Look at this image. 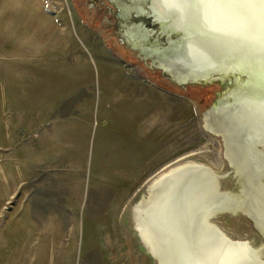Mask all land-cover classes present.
<instances>
[{
    "label": "rangeland",
    "instance_id": "374dc122",
    "mask_svg": "<svg viewBox=\"0 0 264 264\" xmlns=\"http://www.w3.org/2000/svg\"><path fill=\"white\" fill-rule=\"evenodd\" d=\"M134 21L158 29L150 19ZM121 22L107 0H0V264H159L136 231L133 210L154 182L183 165L211 169L222 192L242 195L223 137L204 126L227 85L177 84L126 43ZM25 86L46 91L33 94L37 100L61 95L69 112L76 105L68 119L89 105L94 118L123 105L141 115L157 110V133L148 135L149 121L141 122L132 153L124 135L95 130L77 140H9L1 130L9 113L15 127L35 122L33 109L23 108ZM213 223L232 240L264 245L241 211Z\"/></svg>",
    "mask_w": 264,
    "mask_h": 264
},
{
    "label": "bare ground",
    "instance_id": "6f19581e",
    "mask_svg": "<svg viewBox=\"0 0 264 264\" xmlns=\"http://www.w3.org/2000/svg\"><path fill=\"white\" fill-rule=\"evenodd\" d=\"M107 1L120 10L126 43L174 82L226 84L204 115L205 129L222 137L243 135L247 141L230 139L226 154L238 148L236 160L244 162L245 171L237 176L250 185L248 198L222 192V178L196 164L175 168L153 183L149 198L133 210L146 251L159 264L264 263L262 247L232 240L213 223L241 211L264 224V144L253 149L249 141H264V0ZM134 18L150 19L158 29Z\"/></svg>",
    "mask_w": 264,
    "mask_h": 264
},
{
    "label": "crops",
    "instance_id": "0c3cea01",
    "mask_svg": "<svg viewBox=\"0 0 264 264\" xmlns=\"http://www.w3.org/2000/svg\"><path fill=\"white\" fill-rule=\"evenodd\" d=\"M13 68L16 69L17 66H14ZM27 68H29V66H27ZM22 91L24 93V101H22L23 108L26 107L33 109L30 113L35 122L15 127L11 122L9 113V126H7L5 119L1 130L4 135L5 133L6 135H9V140L12 141L17 140L19 135H39L41 139L44 138L45 135L46 137L47 135H71L72 138L74 137V140H77L79 135H93V130H95V135H124L126 149L130 150L132 153L136 151V141H133L134 135H137L138 133V135H141V128L144 126L141 125V122L149 121L147 122V128H145L148 130L146 131L148 135H150L151 131H154L155 134L157 133V110L154 111V113H151V110H148L149 112H146L145 114L142 113L143 115H141V112H136L135 107L130 106L129 109H126L123 105L116 106L113 111L102 108L100 117L98 111L94 118L93 106L89 105L85 106L84 110L80 112L81 115L68 119L63 115H68L74 112L76 113V105L71 107L70 112L67 111V105H63L61 95L52 92L45 100H37L33 94L38 93V97L42 98V96L45 97L47 95L45 93L46 91H42L38 86H25ZM10 96L9 107L10 102H12ZM0 107L2 108L4 105L0 104ZM100 126L108 129L102 128L99 132L98 129ZM131 161L132 160L130 159V162Z\"/></svg>",
    "mask_w": 264,
    "mask_h": 264
},
{
    "label": "water",
    "instance_id": "95a60500",
    "mask_svg": "<svg viewBox=\"0 0 264 264\" xmlns=\"http://www.w3.org/2000/svg\"><path fill=\"white\" fill-rule=\"evenodd\" d=\"M235 72H238V73H241V74H243V75H246V73L245 72H243V71H241L239 68H237V71H235ZM223 103H219V106H221ZM253 108H256L257 109V107H255V106H253V105H251ZM213 108V107H212ZM220 108V107H219ZM223 137H224V142H225V146H226V148L228 147V150H229V143H230V139H231V141H233L234 143H241V141L242 142H246V144H247V141L246 140H244V139H242L244 136L242 135H223ZM249 140V139H248ZM250 141V144H253V146H252V148L253 149H257L258 148V146H262L263 144H264V141L262 140L261 141V139H252V140H249ZM235 149H233L234 150V153L233 154H226V156H227V158H228V160L230 161V164L232 165V167L236 170V176L237 175H239L238 173H240L241 171H245V168H244V162H242V161H237L236 160V156H235V151H236V153H237V147L235 146L234 147ZM233 150H232V152H233ZM235 156V157H234ZM235 159H234V158ZM254 168V167H253ZM192 170V169H191ZM199 171H203V169H201V170H199ZM256 179L258 180V181H262V178H261V176L259 175V176H256ZM264 179V178H263ZM239 180H241V178H240V176H239ZM241 187H242V194L246 197V198H248L249 197V195H248V193H247V190H248V188H250V185L246 182V181H244L243 180V182H242V180H241ZM249 217L251 218V219H255L254 221H255V226L259 229V231L261 232V234L263 235V237H264V224L261 222L262 221V219L261 218H259V216H253V215H249ZM160 236V235H159ZM161 243H162V239H161ZM263 250H264V245L262 246V249H261V252H263ZM158 256V255H157ZM156 256V257H157ZM189 258H191V257H189ZM262 264H264V263H262Z\"/></svg>",
    "mask_w": 264,
    "mask_h": 264
}]
</instances>
